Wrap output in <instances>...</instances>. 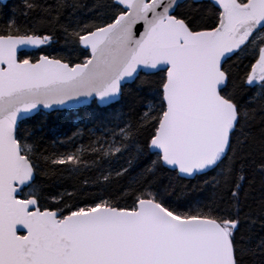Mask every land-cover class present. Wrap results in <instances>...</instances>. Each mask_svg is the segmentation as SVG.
Segmentation results:
<instances>
[{"label": "snow or ice", "instance_id": "snow-or-ice-1", "mask_svg": "<svg viewBox=\"0 0 264 264\" xmlns=\"http://www.w3.org/2000/svg\"><path fill=\"white\" fill-rule=\"evenodd\" d=\"M0 264H264V0H21Z\"/></svg>", "mask_w": 264, "mask_h": 264}, {"label": "trees", "instance_id": "trees-1", "mask_svg": "<svg viewBox=\"0 0 264 264\" xmlns=\"http://www.w3.org/2000/svg\"><path fill=\"white\" fill-rule=\"evenodd\" d=\"M93 2V0H85V3L91 4ZM6 5V6H5ZM5 5H0V26H2L5 22V20L7 19L8 14L18 8L21 5V0H10L8 1ZM61 45L57 44L54 47L59 48ZM76 117L73 115L71 117L68 116H62L58 113H50L47 114L46 116L43 114H37L34 122L35 121H40L43 120L49 127H51L53 129V133L54 135L52 136V138H55L56 136H60L61 138H63V136L65 134L70 135L71 131H72V125L75 122ZM249 179H252L251 177ZM121 183H123V181H121ZM184 183H189V181H184ZM191 184H197V183H202V180H191L190 181ZM259 177L257 176L255 178V182H254V187L258 190L259 188ZM245 187L247 188V185H245ZM257 195H258V191H257Z\"/></svg>", "mask_w": 264, "mask_h": 264}, {"label": "water", "instance_id": "water-1", "mask_svg": "<svg viewBox=\"0 0 264 264\" xmlns=\"http://www.w3.org/2000/svg\"><path fill=\"white\" fill-rule=\"evenodd\" d=\"M8 1L10 0H0V5H5ZM50 113H53V112H50ZM48 113V114H50Z\"/></svg>", "mask_w": 264, "mask_h": 264}]
</instances>
